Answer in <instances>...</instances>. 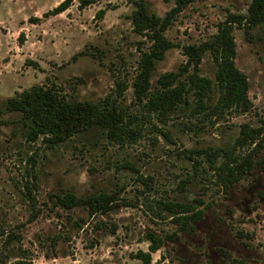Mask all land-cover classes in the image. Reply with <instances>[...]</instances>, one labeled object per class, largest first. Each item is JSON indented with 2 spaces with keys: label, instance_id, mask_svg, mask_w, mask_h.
<instances>
[{
  "label": "rangeland",
  "instance_id": "1",
  "mask_svg": "<svg viewBox=\"0 0 264 264\" xmlns=\"http://www.w3.org/2000/svg\"><path fill=\"white\" fill-rule=\"evenodd\" d=\"M59 1L0 0V102L33 83L97 100L114 95L116 80L122 79L119 100L140 111L131 81L149 40L132 28L133 1L71 0L61 11L47 12ZM144 1L160 15L174 4ZM249 1L187 2L165 29L174 45L157 61L152 84L160 72L176 69L185 60L183 43L209 37L226 12H243ZM233 34L235 63L249 79L252 106L247 111L209 117L184 111L169 118L150 113L149 120L140 121L141 134L130 142L100 137L86 143L85 133L54 146L40 136L27 140L16 112L0 114V222L21 236L7 247L6 264H17L16 257L23 255L31 264H143L133 252L148 248V229L163 237L151 252L159 264H233L231 256L264 264V172L256 168L225 192L212 170L193 173L191 160L182 152L185 147L220 144L241 122L259 123L264 116V25L250 33L235 25ZM199 67L201 73L213 75L215 64L208 51ZM157 127H167L171 138ZM137 172L157 176L154 188L146 190ZM192 174L197 179L187 188L176 187L178 179ZM64 188L77 194L115 190L119 202L106 212L88 215L80 206L54 204L52 191ZM160 195L200 196L208 203L193 228L175 229L170 217L155 216L146 205L148 198ZM172 230L174 236L166 235Z\"/></svg>",
  "mask_w": 264,
  "mask_h": 264
},
{
  "label": "trees",
  "instance_id": "2",
  "mask_svg": "<svg viewBox=\"0 0 264 264\" xmlns=\"http://www.w3.org/2000/svg\"><path fill=\"white\" fill-rule=\"evenodd\" d=\"M70 1L61 0L47 12L61 11ZM88 1L80 0V3ZM132 1L134 7L129 15L132 28L149 40L147 48L140 53L131 81L140 111L131 110L119 100L124 84L122 79L116 80L114 95L108 93L97 100L78 98L74 94L61 92L50 84L33 83L15 90L0 102V114L17 113L16 119L27 140L40 136L48 146H54L75 134L86 133V143H94L100 137L108 142L126 143L141 134L140 121L149 120L150 113L169 118L187 111L191 115L201 113L209 117L231 110L244 112L251 108L248 76L236 65L234 59L236 41L233 28L235 25L242 26L245 33H250L251 28L263 26L264 0H250L243 12H226L209 37L198 42L183 43L181 46L185 60L176 69L160 72L154 84L151 82V74L157 61L164 57L167 48L174 45L165 34V29L175 13L191 0H174V4L162 15L148 10L144 0ZM206 51L215 64L212 76L199 70L201 57ZM157 128L163 135L171 138L167 127ZM182 152L191 160L193 173L197 169L212 170L220 190L229 192L234 184L242 177L253 174L256 168L264 172V116L259 123L241 122L237 132L227 136L220 144H205L200 148L185 147ZM155 177L157 176L154 174L137 172V178L147 187L146 190L154 188ZM193 179H197L193 174L181 177L177 180L176 187L187 188L189 181ZM23 185L29 192V184ZM52 195L55 205L66 209L80 206L88 215L106 212L119 202L115 190L98 189L77 194L72 189L64 188L52 191ZM207 203L200 196L181 199L160 195L148 198L146 205L153 215L170 217L176 222L175 229H191L195 221L203 217ZM175 232L176 230H172L171 233L166 232V235L174 236ZM238 232L242 234V231ZM245 234L252 236L251 232L246 231ZM145 236L149 240L148 248L136 249L133 256L140 258L143 264H159L158 259L152 260L151 252L160 246L163 237L152 229L146 230ZM20 238L18 231L12 227L6 228L0 222V264L7 263L10 255L7 247ZM231 260L233 264H253L241 257L231 256ZM15 262L31 264L30 259H26L24 255L16 257Z\"/></svg>",
  "mask_w": 264,
  "mask_h": 264
}]
</instances>
